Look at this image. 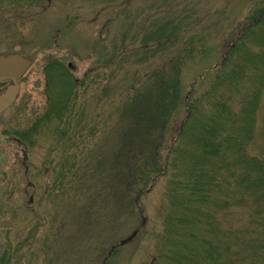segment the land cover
I'll list each match as a JSON object with an SVG mask.
<instances>
[{
    "label": "rangeland",
    "instance_id": "374dc122",
    "mask_svg": "<svg viewBox=\"0 0 264 264\" xmlns=\"http://www.w3.org/2000/svg\"><path fill=\"white\" fill-rule=\"evenodd\" d=\"M263 12L264 0H48L44 8L5 19L0 54L36 61L0 122V264H154L166 178L137 203L122 198L118 207L108 191L99 193L92 170L99 152L119 139L112 133L116 102L170 58L182 63V97L202 92L203 83L192 89L194 79L221 62ZM56 60L83 84L69 116L41 123L24 157L27 141L16 133L45 113V67ZM263 114L264 107L262 123ZM259 141L252 153L264 158ZM247 215L240 209L239 225Z\"/></svg>",
    "mask_w": 264,
    "mask_h": 264
},
{
    "label": "trees",
    "instance_id": "16d2710c",
    "mask_svg": "<svg viewBox=\"0 0 264 264\" xmlns=\"http://www.w3.org/2000/svg\"><path fill=\"white\" fill-rule=\"evenodd\" d=\"M47 3L0 0V25ZM161 64L116 102L112 133L119 139L99 152L92 168L99 193L112 194L115 206L122 198L137 203L166 178L154 264H264V158L252 153L264 140V12L246 24L221 62L194 79L192 89L206 87L189 99L182 97V63L170 58ZM45 70L46 111L16 133L29 148L41 123L69 116L83 84L60 60ZM136 209L142 212L138 204ZM240 209L248 215L239 225Z\"/></svg>",
    "mask_w": 264,
    "mask_h": 264
},
{
    "label": "water",
    "instance_id": "95a60500",
    "mask_svg": "<svg viewBox=\"0 0 264 264\" xmlns=\"http://www.w3.org/2000/svg\"><path fill=\"white\" fill-rule=\"evenodd\" d=\"M34 59L14 52L0 54V82L12 81L3 92L0 93V115L8 110L17 100L20 93V80L35 63ZM264 121V114H263Z\"/></svg>",
    "mask_w": 264,
    "mask_h": 264
},
{
    "label": "flooded vegetation",
    "instance_id": "af4514ba",
    "mask_svg": "<svg viewBox=\"0 0 264 264\" xmlns=\"http://www.w3.org/2000/svg\"><path fill=\"white\" fill-rule=\"evenodd\" d=\"M11 82H12V81L7 80V81H2V82H0V84H2V83H6V87H7ZM20 82H21V81H20ZM6 87H5V88H6ZM3 114H4V113H3ZM3 114L0 115V122H3V121H4ZM27 153H28V146H25V148H24V157L27 156Z\"/></svg>",
    "mask_w": 264,
    "mask_h": 264
}]
</instances>
